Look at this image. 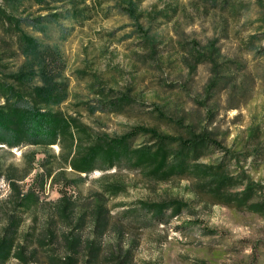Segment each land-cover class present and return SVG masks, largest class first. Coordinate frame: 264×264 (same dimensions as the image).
<instances>
[{
  "label": "rangeland",
  "instance_id": "rangeland-1",
  "mask_svg": "<svg viewBox=\"0 0 264 264\" xmlns=\"http://www.w3.org/2000/svg\"><path fill=\"white\" fill-rule=\"evenodd\" d=\"M109 4L64 31L68 35L59 48L69 81L59 107L110 135L137 125L171 134L189 126L211 131L218 146L198 162L224 163L228 174L244 178L231 192L246 182L254 192L246 204H218L198 174L156 181L126 165L82 179L71 173L73 186L47 180L42 187L36 175L44 154L37 153L31 172L17 181L20 197L32 190L37 201L16 205L19 198L6 171L19 173L26 153L36 147L0 145V238L15 231L12 253L0 264H61L68 254L64 235L70 232L83 242L77 264H88L87 240L100 246L96 264H114L112 248L118 255L129 253L127 264H264V216L248 206L264 202V0H141L136 22ZM211 41L220 49L219 61H230L228 74L234 76L221 91L207 88L210 64H195ZM100 87L113 89L111 97L126 94L129 101L101 111ZM78 101L86 105L75 106ZM144 141L140 137L135 144ZM58 151L53 145L50 153ZM114 183L121 186L118 193L105 190ZM62 191L74 203L68 216L58 211ZM172 199L187 207L177 216L166 210L164 222L153 221L138 206L141 200ZM97 202L105 210L98 225ZM20 247L25 260L14 254Z\"/></svg>",
  "mask_w": 264,
  "mask_h": 264
},
{
  "label": "trees",
  "instance_id": "trees-1",
  "mask_svg": "<svg viewBox=\"0 0 264 264\" xmlns=\"http://www.w3.org/2000/svg\"><path fill=\"white\" fill-rule=\"evenodd\" d=\"M91 1L0 0V145L10 149L36 147L26 153L27 163L19 173L11 167L6 171L16 198H19L15 204L37 201V195L32 190L20 197L17 185V181L23 180L33 169L37 153L44 154L39 161L42 171L36 175L42 187L47 180L58 183L65 180L66 186H73L76 181L68 178L71 173L82 179L95 170L108 171L126 165L128 169L147 173L156 181L198 174L205 179L203 186L206 187V194L216 203H248L254 192L251 183L246 182L241 191L231 192V188L242 184L243 177L228 174L222 162L216 166L198 162L208 150L218 146L211 131H196L189 126L179 134H171L156 127L137 125L120 135H110L96 132L79 114H69L59 107L68 96L69 81L59 48L68 35L64 31L92 18L98 9L102 10L105 2L109 4L112 1L110 9L127 15L135 22L139 21L141 15L138 9L141 0ZM202 48L195 64H210L212 77L207 85L208 90H225L234 80V76L228 74L231 71L230 61H219L220 49L215 41ZM18 57L22 59L18 65L8 63ZM97 90L100 96L97 106L101 111H109L122 106L124 100L129 101L126 94L111 97L115 92L113 89L100 87ZM78 105L85 106L86 101H78L75 106ZM140 137L145 141L136 145ZM53 145L59 147L57 154L50 153ZM119 188L121 186L114 183L108 184L105 190L118 193ZM57 204L61 216H68L74 208L73 201L63 191ZM138 206L149 211L153 221L164 222L166 210H170L171 216H177L187 207V203L177 199L141 200ZM248 206L259 210L264 216V202H253ZM104 211L103 204L97 202L94 208L98 220L96 225ZM81 220V217L77 220L78 225ZM14 233L12 231L11 235L8 233L0 238V262L8 259L12 253ZM64 240L68 254L60 260L61 264H77L79 248L83 243L81 238L70 232L64 235ZM84 246L87 248L85 262L96 264L100 246L94 240L85 241ZM114 253L112 248L110 255L114 264H127L131 258L128 252L122 255ZM14 254L22 260L26 259L22 247Z\"/></svg>",
  "mask_w": 264,
  "mask_h": 264
}]
</instances>
